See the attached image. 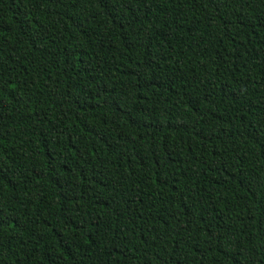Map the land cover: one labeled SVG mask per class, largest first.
I'll use <instances>...</instances> for the list:
<instances>
[{
	"label": "trees",
	"instance_id": "trees-1",
	"mask_svg": "<svg viewBox=\"0 0 264 264\" xmlns=\"http://www.w3.org/2000/svg\"><path fill=\"white\" fill-rule=\"evenodd\" d=\"M0 264H264V0H0Z\"/></svg>",
	"mask_w": 264,
	"mask_h": 264
}]
</instances>
